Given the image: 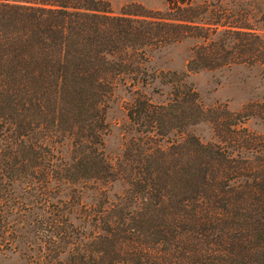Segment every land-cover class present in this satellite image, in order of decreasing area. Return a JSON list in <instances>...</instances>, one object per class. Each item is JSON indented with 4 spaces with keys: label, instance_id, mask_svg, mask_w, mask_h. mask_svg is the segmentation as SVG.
I'll return each instance as SVG.
<instances>
[{
    "label": "trees",
    "instance_id": "obj_1",
    "mask_svg": "<svg viewBox=\"0 0 264 264\" xmlns=\"http://www.w3.org/2000/svg\"><path fill=\"white\" fill-rule=\"evenodd\" d=\"M168 7L167 16L114 15L95 0H0V257L264 264V136L240 115L205 108L187 74L161 72L165 101L145 91L154 51L200 40L188 74L264 66V31L248 15L186 0ZM119 85L137 136L113 163L105 136ZM202 122L219 142L191 134Z\"/></svg>",
    "mask_w": 264,
    "mask_h": 264
},
{
    "label": "rangeland",
    "instance_id": "obj_2",
    "mask_svg": "<svg viewBox=\"0 0 264 264\" xmlns=\"http://www.w3.org/2000/svg\"><path fill=\"white\" fill-rule=\"evenodd\" d=\"M109 5V10L114 15L123 12H161L164 16L169 14L170 0H95ZM182 1V0H180ZM200 7H209L218 12L227 10L235 20L243 15L244 20L249 16L253 28L264 31V0H186ZM100 7H105L103 4ZM214 6V7H213ZM248 12V14H247ZM247 16V17H248ZM240 22V21H239ZM197 39H187L181 43L172 44L166 48L154 51L148 71L155 80L145 91L151 93L153 90L160 94L154 95L156 101H165L171 94V85H164L160 77L161 72L177 73V77H183L185 82L192 85L198 92L200 100L205 108H218L228 110L240 115L241 126L249 131L264 136V66L250 67L245 64L232 63L217 69L202 70L188 74V61L192 55ZM131 96L122 85H119L111 97L107 111L108 131L105 136V151L109 160L116 163L121 157L127 142L136 137L135 128L130 123L126 104ZM249 105H255L251 114L248 115ZM191 134L197 136L202 142H219L215 135L214 126L209 122H202L189 129ZM68 146L63 148L67 154ZM124 188L120 183L114 184L112 192L121 194ZM98 197V194L95 193ZM94 200V194H90L87 202ZM16 256L6 255L0 257V264H21Z\"/></svg>",
    "mask_w": 264,
    "mask_h": 264
}]
</instances>
